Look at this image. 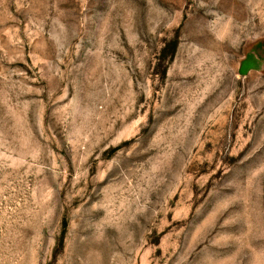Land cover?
<instances>
[{
    "label": "rangeland",
    "instance_id": "1",
    "mask_svg": "<svg viewBox=\"0 0 264 264\" xmlns=\"http://www.w3.org/2000/svg\"><path fill=\"white\" fill-rule=\"evenodd\" d=\"M0 264H264V0H0Z\"/></svg>",
    "mask_w": 264,
    "mask_h": 264
}]
</instances>
